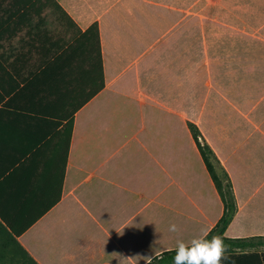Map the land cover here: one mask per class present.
I'll use <instances>...</instances> for the list:
<instances>
[{"label":"crops","instance_id":"1","mask_svg":"<svg viewBox=\"0 0 264 264\" xmlns=\"http://www.w3.org/2000/svg\"><path fill=\"white\" fill-rule=\"evenodd\" d=\"M189 18L203 39L216 24L182 0H0V219L37 264H145L211 229L223 202L190 121L232 183L224 234L264 236V78L190 109Z\"/></svg>","mask_w":264,"mask_h":264},{"label":"rangeland","instance_id":"2","mask_svg":"<svg viewBox=\"0 0 264 264\" xmlns=\"http://www.w3.org/2000/svg\"><path fill=\"white\" fill-rule=\"evenodd\" d=\"M180 1V0H179ZM189 14L212 17L216 24L205 25L204 39L200 22H183V48L188 53L190 109L196 108L197 90L206 91L220 84L228 91L227 79L243 89L246 78H264V6L262 0H182ZM197 16V15H196ZM180 30V27L178 28ZM244 32V33H242ZM206 46V49H204ZM201 86V88L199 87ZM231 88V87H230ZM194 147V144H192ZM0 264H33L26 257L0 258Z\"/></svg>","mask_w":264,"mask_h":264},{"label":"trees","instance_id":"3","mask_svg":"<svg viewBox=\"0 0 264 264\" xmlns=\"http://www.w3.org/2000/svg\"><path fill=\"white\" fill-rule=\"evenodd\" d=\"M55 5L57 4L55 3ZM92 32L95 33V39L98 45L99 32L97 23L92 24L86 30L87 34ZM188 125L200 155L205 163L206 169L209 172L223 202V213L215 225L210 229L209 239L212 235H220L224 239V243L229 246L226 253L228 259L222 261V264H251V259L249 258L258 256V254L255 250L252 252L244 251L260 245L264 246V236L229 237L224 234L237 208L232 183L227 170L221 164L211 146L205 140L201 139V133L197 125L191 121ZM15 235V232L10 230L0 219V258L9 257L13 259L18 256H23L33 264H37L24 247L18 242ZM161 253H163L164 259H154L153 264H173V256L175 254L174 251H168L167 249Z\"/></svg>","mask_w":264,"mask_h":264},{"label":"clouds","instance_id":"4","mask_svg":"<svg viewBox=\"0 0 264 264\" xmlns=\"http://www.w3.org/2000/svg\"><path fill=\"white\" fill-rule=\"evenodd\" d=\"M170 232H178L176 224H170ZM210 229L202 228L198 235L193 236L188 241L177 240L174 249L173 264H222V261L228 259L226 255L228 245L220 235H212L209 239ZM145 261V264H153V260H163V253H157L155 256H138Z\"/></svg>","mask_w":264,"mask_h":264}]
</instances>
